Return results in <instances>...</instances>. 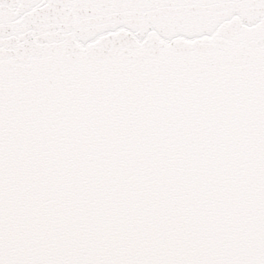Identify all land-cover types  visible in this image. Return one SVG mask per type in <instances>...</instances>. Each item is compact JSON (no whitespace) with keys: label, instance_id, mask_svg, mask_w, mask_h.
<instances>
[{"label":"snow or ice","instance_id":"1","mask_svg":"<svg viewBox=\"0 0 264 264\" xmlns=\"http://www.w3.org/2000/svg\"><path fill=\"white\" fill-rule=\"evenodd\" d=\"M0 264H264V0H0Z\"/></svg>","mask_w":264,"mask_h":264}]
</instances>
